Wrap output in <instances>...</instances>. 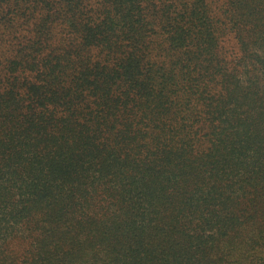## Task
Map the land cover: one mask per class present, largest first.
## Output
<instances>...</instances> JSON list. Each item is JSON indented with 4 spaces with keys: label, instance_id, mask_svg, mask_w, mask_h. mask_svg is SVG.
Returning <instances> with one entry per match:
<instances>
[{
    "label": "trees",
    "instance_id": "obj_1",
    "mask_svg": "<svg viewBox=\"0 0 264 264\" xmlns=\"http://www.w3.org/2000/svg\"><path fill=\"white\" fill-rule=\"evenodd\" d=\"M0 264H264V0H0Z\"/></svg>",
    "mask_w": 264,
    "mask_h": 264
}]
</instances>
